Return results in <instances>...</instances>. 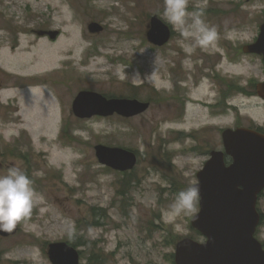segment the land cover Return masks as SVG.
Instances as JSON below:
<instances>
[{"label": "rangeland", "instance_id": "obj_1", "mask_svg": "<svg viewBox=\"0 0 264 264\" xmlns=\"http://www.w3.org/2000/svg\"><path fill=\"white\" fill-rule=\"evenodd\" d=\"M200 6L218 39L187 51L190 41L164 18L165 0H0V174L23 169L42 197L15 235L0 237V264H51L48 244L73 238L89 243L75 246L81 264H100L89 261L93 252L101 264H174L178 240H202L189 222L198 204L189 215L166 211L196 182L208 146L220 149L222 129L264 127L254 89L264 65L241 51L259 34L264 0H189L188 11ZM153 15L175 34L162 50L146 39ZM95 23L101 32H90ZM86 90L150 108L132 119L79 120L71 104ZM100 144L136 153V167L100 165ZM256 207L264 246V194Z\"/></svg>", "mask_w": 264, "mask_h": 264}, {"label": "water", "instance_id": "obj_2", "mask_svg": "<svg viewBox=\"0 0 264 264\" xmlns=\"http://www.w3.org/2000/svg\"><path fill=\"white\" fill-rule=\"evenodd\" d=\"M147 39L152 45L162 46L170 38L168 26L157 16L149 21ZM90 32L102 28L90 24ZM253 44L243 47L244 53L262 55L264 63V22ZM51 39L57 32H40ZM259 98L264 100V82L256 85ZM148 103L125 98L107 100L93 92H79L72 103L73 115L79 119L92 116L108 117L114 113L130 118L144 113ZM223 148L232 162L226 165L224 152H212L204 167L197 174L200 188L199 211L190 220L191 227L204 237V242L190 238L175 244L174 264H264V250L254 238L260 222L256 203L264 189V136L244 128L223 131ZM99 164L119 172L132 170L136 155L126 149L98 145L94 148ZM0 230L7 238L19 230ZM47 256L52 264H80L79 253L64 242L47 246Z\"/></svg>", "mask_w": 264, "mask_h": 264}, {"label": "clouds", "instance_id": "obj_3", "mask_svg": "<svg viewBox=\"0 0 264 264\" xmlns=\"http://www.w3.org/2000/svg\"><path fill=\"white\" fill-rule=\"evenodd\" d=\"M189 0H165L164 18L174 29L178 30L187 51L195 47L215 46L218 32L215 25L204 19V7L188 11ZM33 180L19 167H11L0 174V230L11 231L16 225L30 217L38 196ZM200 200L199 185L192 181L188 187L178 191L168 205L169 217L193 214Z\"/></svg>", "mask_w": 264, "mask_h": 264}, {"label": "flooded vegetation", "instance_id": "obj_4", "mask_svg": "<svg viewBox=\"0 0 264 264\" xmlns=\"http://www.w3.org/2000/svg\"><path fill=\"white\" fill-rule=\"evenodd\" d=\"M171 34L174 36L175 34H173L172 32H171ZM171 40H169L168 42H170ZM166 45H167V43H166ZM165 45V46H166ZM160 48H163V47H160ZM160 50V49H159ZM250 55V54H249ZM248 55V56H249ZM251 56H253V55H251ZM221 84H222V81H221ZM219 95L220 96H223V98H224V102L226 101V100H228L229 99V91H227V86L225 85V84H222V87H221V90H220V93H219ZM263 103H264V101H263ZM186 104H185V101L184 102H182L181 104H180V106L178 105V113H182L183 114V111H181V107L183 106H185ZM221 105V103L219 102V101H217L216 102V105H210V107H211V109H215V107L217 108L218 106H220ZM227 105H229V104H227ZM219 109V108H218ZM182 110H183V108H182ZM182 116H180V118H181ZM241 127V126H240ZM240 127H235V128H240ZM243 127V126H242ZM245 128H247V129H249V130H254V131H256V132H258V133H260V134H264V127L263 126H261V125H258V124H255L254 122H252V123H250L249 125H246V126H244ZM181 134H185L184 132H182ZM194 134V133H193ZM193 134L192 133H188L187 134V137H189V138H192L193 137ZM209 140H211V139H209ZM221 143H222V141H221ZM212 151H217V147H215L214 145H209L208 146V151H206V153H205V155H204V157H205V160H206V158L209 156V154L212 152ZM191 153H189V154H194V150H191L190 151ZM225 160H227V158H225Z\"/></svg>", "mask_w": 264, "mask_h": 264}, {"label": "trees", "instance_id": "obj_5", "mask_svg": "<svg viewBox=\"0 0 264 264\" xmlns=\"http://www.w3.org/2000/svg\"><path fill=\"white\" fill-rule=\"evenodd\" d=\"M263 218V217H262ZM73 238V237H72ZM68 244H71L72 246H76V245H81V246H89V243H85L81 242V239L78 240L77 242L75 241V239L73 238ZM91 260H96L98 261L100 264L103 263V257L100 254H95L93 252L92 256H90L89 261L91 262Z\"/></svg>", "mask_w": 264, "mask_h": 264}]
</instances>
